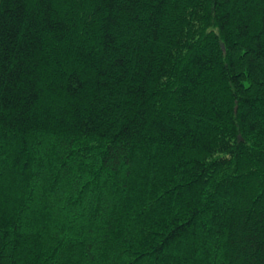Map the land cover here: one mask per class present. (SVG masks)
Wrapping results in <instances>:
<instances>
[{
  "label": "trees",
  "instance_id": "obj_1",
  "mask_svg": "<svg viewBox=\"0 0 264 264\" xmlns=\"http://www.w3.org/2000/svg\"><path fill=\"white\" fill-rule=\"evenodd\" d=\"M0 264H264V0H0Z\"/></svg>",
  "mask_w": 264,
  "mask_h": 264
}]
</instances>
